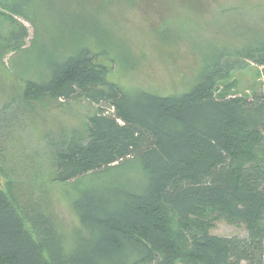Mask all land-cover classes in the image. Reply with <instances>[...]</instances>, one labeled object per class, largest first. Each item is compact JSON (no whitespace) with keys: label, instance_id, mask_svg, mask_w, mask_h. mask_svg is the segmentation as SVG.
Wrapping results in <instances>:
<instances>
[{"label":"trees","instance_id":"obj_1","mask_svg":"<svg viewBox=\"0 0 264 264\" xmlns=\"http://www.w3.org/2000/svg\"><path fill=\"white\" fill-rule=\"evenodd\" d=\"M32 1L0 0V23L2 11L15 17L6 34L0 28L1 58L27 52L16 19L34 23ZM236 29L226 35L241 41L214 42L180 94L126 91L106 80L86 49L49 59L38 81L25 80L15 105L22 110L34 113L40 99L96 108L80 130L44 135L54 180L75 183L84 233L66 246L43 198L23 189L2 160L0 264H264V23ZM249 65L263 82L240 95L225 81ZM127 165L133 176H108ZM218 221L244 235L211 234Z\"/></svg>","mask_w":264,"mask_h":264},{"label":"rangeland","instance_id":"obj_2","mask_svg":"<svg viewBox=\"0 0 264 264\" xmlns=\"http://www.w3.org/2000/svg\"><path fill=\"white\" fill-rule=\"evenodd\" d=\"M30 8L34 23L16 19L26 28L27 52L18 58L15 53L0 57V110L5 103H15L6 116L0 113V162L6 161L4 169L14 173L23 189L31 187L34 197L43 198L69 247L77 233H84L73 208L75 183L54 180L44 135L58 138L80 130L96 108L84 100L54 104L40 99L33 104L34 113L22 110L16 106L24 96L25 80L38 81L49 59L62 61L86 49L93 64L105 67L106 80L126 91L161 96L186 92L195 82L200 56L214 42L238 44L240 38L226 34L247 22L264 23V0H33ZM2 13L4 35L8 18L15 17ZM14 72H19L17 78ZM228 82L235 83L238 94L250 95L261 87V69L249 65L231 73ZM134 170L122 166L108 176L123 179ZM210 232L244 235L241 226L222 221Z\"/></svg>","mask_w":264,"mask_h":264}]
</instances>
